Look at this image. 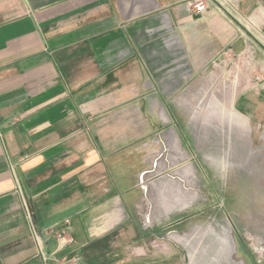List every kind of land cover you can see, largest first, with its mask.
I'll list each match as a JSON object with an SVG mask.
<instances>
[{
	"label": "crops",
	"instance_id": "0c3cea01",
	"mask_svg": "<svg viewBox=\"0 0 264 264\" xmlns=\"http://www.w3.org/2000/svg\"><path fill=\"white\" fill-rule=\"evenodd\" d=\"M205 1L0 0V264L117 247L134 217L125 150L173 119L158 105L264 51V0ZM59 230L74 241L60 252Z\"/></svg>",
	"mask_w": 264,
	"mask_h": 264
},
{
	"label": "rangeland",
	"instance_id": "374dc122",
	"mask_svg": "<svg viewBox=\"0 0 264 264\" xmlns=\"http://www.w3.org/2000/svg\"><path fill=\"white\" fill-rule=\"evenodd\" d=\"M246 54L173 90V119L126 148L134 217L95 264H264V51Z\"/></svg>",
	"mask_w": 264,
	"mask_h": 264
},
{
	"label": "built area",
	"instance_id": "2783aa9c",
	"mask_svg": "<svg viewBox=\"0 0 264 264\" xmlns=\"http://www.w3.org/2000/svg\"><path fill=\"white\" fill-rule=\"evenodd\" d=\"M191 1L192 2L190 6H191V9L194 10L195 13L203 14L206 12L207 5H206L205 0H191ZM65 223H68V221H66ZM54 237L57 242L56 250L58 252L64 250L67 246H71L74 244L73 239L67 235L65 230L57 231ZM66 260L67 259L65 258L63 260V263H65Z\"/></svg>",
	"mask_w": 264,
	"mask_h": 264
}]
</instances>
